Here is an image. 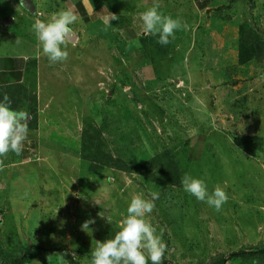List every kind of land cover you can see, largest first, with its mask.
Wrapping results in <instances>:
<instances>
[{
    "label": "rangeland",
    "instance_id": "rangeland-1",
    "mask_svg": "<svg viewBox=\"0 0 264 264\" xmlns=\"http://www.w3.org/2000/svg\"><path fill=\"white\" fill-rule=\"evenodd\" d=\"M76 1L27 0L20 7V0H0V52L14 44L32 50L39 43L35 20L48 22ZM253 1V10L250 2L210 0L198 11L194 0H103L116 8L118 20L105 31L104 24L79 18L67 61L50 63L40 46V70L27 87L41 102L38 148L28 162L9 153L0 172L2 249L63 245L79 264H91L96 242L120 230L131 198L143 193L150 199V192L159 199L147 218L157 234L164 229L170 264H209L264 245V55L237 63L238 26L247 21L264 32V0ZM154 3L187 25L162 54L155 47L159 36L144 34L140 20ZM127 23L138 34L130 42L118 32ZM87 126L101 135L102 153L130 172L114 166L88 171L79 154ZM169 155L180 160V180L188 174L203 179L210 194L216 185L226 191L221 211L183 185H170L149 162L163 164ZM86 221L93 223L84 231ZM60 255L40 254L30 264H63Z\"/></svg>",
    "mask_w": 264,
    "mask_h": 264
},
{
    "label": "clouds",
    "instance_id": "clouds-1",
    "mask_svg": "<svg viewBox=\"0 0 264 264\" xmlns=\"http://www.w3.org/2000/svg\"><path fill=\"white\" fill-rule=\"evenodd\" d=\"M18 6L27 7V0H20ZM159 8V3H154L152 7L140 13L142 31L146 35H158L157 42L166 46L170 43V38L175 39L176 31L186 29L187 25L180 19L164 15ZM104 12L105 9L98 15ZM118 18L110 12L103 15L104 30L112 27L111 21ZM78 20V13L71 8L54 13L48 22L35 20L32 30L42 53L50 63H63L68 60L67 47L76 41L72 26ZM30 119L26 111L13 110L9 96L4 95L3 101H0V172L7 167L5 160L9 153H15L17 156L23 154L25 142L28 141ZM181 183L185 192L198 201L206 202L217 212L221 211L228 201V195L220 185H216L210 194L203 179L185 174ZM149 196L151 198L146 199L144 194L140 193L131 198L120 230L114 238L96 242V247L91 253V264H163L165 253L168 251L167 244L162 239L164 229L161 228L160 234H157V228L147 218L156 207L154 202L159 199V193L150 192ZM91 223L93 221H86L82 230L89 229ZM60 257L63 264H68L63 255ZM34 264H39V261H34Z\"/></svg>",
    "mask_w": 264,
    "mask_h": 264
},
{
    "label": "trees",
    "instance_id": "trees-1",
    "mask_svg": "<svg viewBox=\"0 0 264 264\" xmlns=\"http://www.w3.org/2000/svg\"><path fill=\"white\" fill-rule=\"evenodd\" d=\"M80 1L81 0L76 1V8H78L77 5H79ZM229 1L234 2L235 0ZM241 1L246 3L250 2V10L254 9L253 0ZM254 23L257 24L256 21ZM237 29V63L240 66H244L249 64L254 59H262V56L264 55V32H262L261 36L256 30L252 28V26L247 23V21L241 23ZM119 30L120 28L118 29V31ZM147 39L153 41L150 36H148ZM139 40L141 42L139 43L140 46L144 48V46H146L145 42L147 40L144 38V36L140 37ZM153 43L149 44L152 46ZM155 47L156 50H158V52L162 54L160 50L162 49V51H164V45L155 42ZM164 52L166 53V51ZM32 65L33 67L36 66L35 61L32 62ZM27 87L28 86L21 84L13 86H0V101H3L4 95L7 94L10 98L11 108L13 110H19V108L23 109L31 117L29 121V130H37V101L36 97L34 95H31L32 93L29 92ZM100 138L101 135L99 133H96L95 130L93 132H88V126L81 136V148L79 154L84 161L89 162L88 171L98 174L103 171L104 167L114 166L115 168H118L124 172H130L131 169L125 164L118 161L114 162V160L110 156L102 153L101 147L99 145ZM23 155L24 154L20 156ZM191 155L192 154H187L186 152L184 158L185 161L191 160ZM112 162L114 163L112 164V166H110ZM149 162H151L153 166H156L158 171L166 178V181L169 182L170 185L177 187H180L182 185V180L179 179L180 173H177L180 170V160L177 159L176 156H167L165 158V163L163 164L159 163V160L156 158L151 159ZM55 252H60L64 256V259L68 262V264H79L74 258L72 251L63 245L57 246L55 248H44L37 244L22 245L20 243L16 244V249L11 251L3 250L0 246V264H30L31 261L40 254H51ZM235 260L240 261L241 264H264V245L254 246L249 249L230 253L229 255H219L213 258L209 264H226L227 262H232ZM163 264L170 263L164 259Z\"/></svg>",
    "mask_w": 264,
    "mask_h": 264
},
{
    "label": "crops",
    "instance_id": "crops-1",
    "mask_svg": "<svg viewBox=\"0 0 264 264\" xmlns=\"http://www.w3.org/2000/svg\"><path fill=\"white\" fill-rule=\"evenodd\" d=\"M194 2L198 11H204L208 8L210 0H194ZM74 6L75 7H71V9L77 12L79 18L87 22V24H103V15H107L108 12L117 16V12H115L116 8H111L105 5L103 1L101 5L95 4L92 6L89 0H81L79 5H77L78 8H76V3ZM114 6H116L115 3L113 7ZM103 9H105V12L98 15L103 11ZM127 25L128 23L121 27L118 32L121 34L123 40L130 42V40H135L138 34L133 28L134 25H131V27L130 25ZM34 45V48L30 51H27L26 49L23 51L19 46L14 44L9 45V48L5 50V52H0V86H13L18 84L28 86L30 78L34 76V72H38L40 70L41 64L40 44L35 43ZM33 61H35V67L32 65ZM49 69L53 68L51 67ZM56 72H59V70H56ZM40 88L41 87L39 86V90ZM39 103L41 102H37V110ZM37 129H39V124H37ZM38 140V130H29L28 141L25 142V150L23 152L24 155L22 156L23 162L31 160L30 154L38 148Z\"/></svg>",
    "mask_w": 264,
    "mask_h": 264
}]
</instances>
